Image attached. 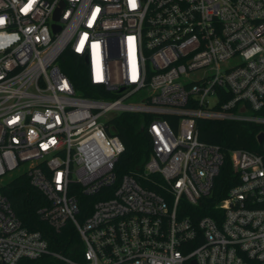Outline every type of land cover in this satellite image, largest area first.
<instances>
[{"label":"built area","instance_id":"1","mask_svg":"<svg viewBox=\"0 0 264 264\" xmlns=\"http://www.w3.org/2000/svg\"><path fill=\"white\" fill-rule=\"evenodd\" d=\"M0 19V187L26 173L48 200L42 218L71 222L84 245L50 249L0 191V264H264V141L230 149L239 182L217 215L186 213L224 160L196 118L264 123V0H0ZM67 48L108 97L73 86ZM122 112L149 116L141 175L159 191L115 174ZM81 194L94 199L80 216Z\"/></svg>","mask_w":264,"mask_h":264},{"label":"trees","instance_id":"2","mask_svg":"<svg viewBox=\"0 0 264 264\" xmlns=\"http://www.w3.org/2000/svg\"><path fill=\"white\" fill-rule=\"evenodd\" d=\"M60 57L61 68L69 76L75 88L84 91L89 96L103 94L104 91L100 86L90 83L83 57L72 53L69 48L65 49ZM166 117L173 127H176L177 117L172 115ZM148 119V115L135 112H122L111 119L115 126L114 133L124 144V149L118 156L114 170L118 177L130 173L135 175L142 185L159 191L156 183L160 180L158 176L141 175L151 149L145 127V122ZM196 126L199 139L220 145L224 160L214 178L211 195L203 198L196 205L188 204L186 206V213L194 220L202 215L212 217L217 215L219 210L214 207V204L227 195L230 186L239 182V173L233 166L230 149L242 148L260 153L262 145L258 142L256 135L264 130V123L200 117L196 118ZM0 191L9 198L14 212L25 228L39 231L46 239L50 249L77 257L78 250L80 252L84 247L79 233L69 221L65 222L60 230H57L45 218H42L38 209L48 200L45 194L30 183L26 173H17L9 177L0 187ZM93 199V197L84 194L79 196L80 216L90 213ZM49 259L48 254L38 258L22 257L15 264H49Z\"/></svg>","mask_w":264,"mask_h":264},{"label":"water","instance_id":"3","mask_svg":"<svg viewBox=\"0 0 264 264\" xmlns=\"http://www.w3.org/2000/svg\"><path fill=\"white\" fill-rule=\"evenodd\" d=\"M59 5H62V2H60ZM59 11H60V7H58V8L55 10L54 17H58V15H59ZM55 26H56V25H55ZM256 138L258 139V142H259V143H263V141H264V130H263V131H260V132L256 135Z\"/></svg>","mask_w":264,"mask_h":264},{"label":"snow or ice","instance_id":"4","mask_svg":"<svg viewBox=\"0 0 264 264\" xmlns=\"http://www.w3.org/2000/svg\"><path fill=\"white\" fill-rule=\"evenodd\" d=\"M0 23H3V20L2 19H0Z\"/></svg>","mask_w":264,"mask_h":264}]
</instances>
